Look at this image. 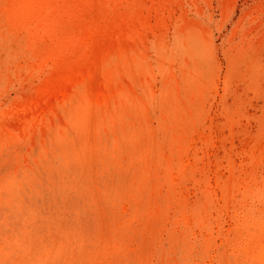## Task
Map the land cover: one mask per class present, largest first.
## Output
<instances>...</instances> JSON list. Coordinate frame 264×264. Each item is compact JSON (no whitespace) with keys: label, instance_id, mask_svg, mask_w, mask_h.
I'll use <instances>...</instances> for the list:
<instances>
[{"label":"rangeland","instance_id":"rangeland-1","mask_svg":"<svg viewBox=\"0 0 264 264\" xmlns=\"http://www.w3.org/2000/svg\"><path fill=\"white\" fill-rule=\"evenodd\" d=\"M0 264H264V0H0Z\"/></svg>","mask_w":264,"mask_h":264}]
</instances>
